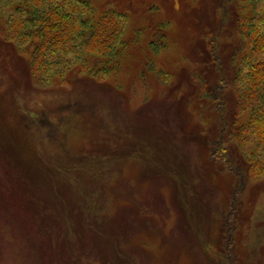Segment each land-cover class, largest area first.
Segmentation results:
<instances>
[{
	"label": "rangeland",
	"instance_id": "374dc122",
	"mask_svg": "<svg viewBox=\"0 0 264 264\" xmlns=\"http://www.w3.org/2000/svg\"><path fill=\"white\" fill-rule=\"evenodd\" d=\"M89 2L124 18L103 80L35 82L0 13V264H264L236 0Z\"/></svg>",
	"mask_w": 264,
	"mask_h": 264
},
{
	"label": "trees",
	"instance_id": "16d2710c",
	"mask_svg": "<svg viewBox=\"0 0 264 264\" xmlns=\"http://www.w3.org/2000/svg\"><path fill=\"white\" fill-rule=\"evenodd\" d=\"M3 1L2 32L28 57L35 82L65 83L79 75L103 80L116 73L125 45L121 13L99 12L89 0ZM236 2L235 28L249 48H240L234 66L242 124L229 135L243 146L252 141L249 173L258 176L264 172V0Z\"/></svg>",
	"mask_w": 264,
	"mask_h": 264
}]
</instances>
